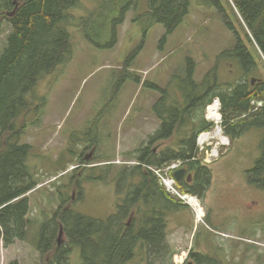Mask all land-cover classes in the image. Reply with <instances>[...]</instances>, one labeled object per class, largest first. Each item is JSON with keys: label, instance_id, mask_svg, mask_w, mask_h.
Listing matches in <instances>:
<instances>
[{"label": "rangeland", "instance_id": "374dc122", "mask_svg": "<svg viewBox=\"0 0 264 264\" xmlns=\"http://www.w3.org/2000/svg\"><path fill=\"white\" fill-rule=\"evenodd\" d=\"M100 2L83 0L71 11L75 20L68 29L72 34L73 57L38 87V96L45 98L46 104L35 105L20 141L34 147L27 165L39 181L38 187L28 194L29 219L33 221L30 238L27 242L16 241L8 249L0 241V264L41 263L33 241L41 224L58 210L62 193L72 198L77 213L96 219H107L114 214L130 180L125 187L122 182L123 188L118 190L113 175L121 167L136 165L131 161L132 154L161 127L153 111L156 102L163 98L164 91L174 93L179 81L171 83L175 77L187 75L189 58L197 64L194 78L201 83L214 67L217 56L234 45L233 34L221 17L212 9L199 7L197 0L192 1L190 14L182 25L165 41V28L150 20L146 0L133 4L116 31L105 18L110 15L108 11L101 12L97 18ZM229 9L228 18L244 38L237 18ZM84 20L89 28L95 29V42L81 28ZM104 21L107 25L100 30ZM5 27L0 34V56L10 33ZM254 54L258 67L248 76L236 63L222 61L218 68L222 82L235 83L246 77L249 81L264 82V61H257ZM204 114L207 120V109ZM185 126L179 127L180 134H185L188 129ZM222 133L228 144H222L217 133H213L211 137L215 140L205 145L209 147L206 152L201 150L197 139V148L204 153L202 162L213 172L207 195L201 200L196 197L202 219H198V213L186 200L167 190L185 206L181 211L168 212L167 216V241L179 264L188 263L191 249L216 256L224 264H264V189L252 184L247 174L262 155L264 130L252 128L234 141L223 130ZM181 138L176 135L153 148L179 149ZM211 154L216 158L207 161ZM83 159L86 164H80ZM98 159L104 165L96 166ZM107 165L113 170L111 175L107 174L108 180L90 179L100 177ZM167 168L160 170L163 178H171ZM72 176L80 183L78 187H74ZM161 182L163 186L162 179ZM228 184L236 187L234 193L228 190L226 194L227 199H235L232 205L224 200ZM201 234L209 237L200 239ZM57 239L67 243L63 228L59 227ZM70 259V264H84L78 248ZM148 261L141 247L127 264H148Z\"/></svg>", "mask_w": 264, "mask_h": 264}, {"label": "trees", "instance_id": "16d2710c", "mask_svg": "<svg viewBox=\"0 0 264 264\" xmlns=\"http://www.w3.org/2000/svg\"><path fill=\"white\" fill-rule=\"evenodd\" d=\"M82 1L0 0V34L5 26L10 29L0 56V241H3L5 249L16 241L27 242L30 238L33 221L29 219L28 194L38 187L39 181L27 165L34 147L20 144V141L29 126L28 117L35 105L43 107L46 104L45 98L38 96V87L73 57L72 34L68 28L75 20L71 11ZM138 1L101 0L97 18L101 12L108 11L110 15L105 18L110 20L116 31ZM192 1L146 0L150 20L165 28L163 41L190 14ZM197 3L199 7L214 10L221 17L233 34L234 45L217 56L214 67L201 83L194 78L197 64L189 58L187 75L175 77L171 83L174 85L178 80L177 89L174 93L164 91L163 98L156 102L153 111L161 127L132 154L131 161L136 165L121 167L113 175L118 190L130 180L114 214L107 219H96L77 213L73 210L72 198L60 194L58 210L41 224L33 241L41 257L40 264H70L75 248L80 250L84 264H127L141 247L148 264H179L167 241V216L168 212L181 211L185 206L181 199L172 197L164 189L156 171L181 161L183 167L188 166L195 172L196 181L192 185L178 182L177 189L200 200L207 195L212 186L213 172L202 162L204 153L197 148V139L202 133L215 129L204 114L215 99L221 103L223 122L220 126L231 141L252 128L264 130V82L256 79L253 85L252 80L246 77L235 83H223L218 75L222 61L236 63L246 76L258 67L254 52L257 61H264V0H197ZM228 9L237 18L244 38L228 18ZM13 12L15 14L10 16ZM105 25L104 21L100 30L105 29ZM81 28L85 36L95 42V29L89 28L85 20ZM186 124L191 125L192 130ZM183 126L188 129L185 134H180L178 129ZM176 135L182 136L179 149L153 148L160 141ZM261 150V157L247 174L252 184L264 189V138ZM98 161L96 166L105 163ZM80 164H86L84 159ZM111 168V165L103 167L100 177L90 179L108 180L113 171ZM173 173H170L172 177ZM72 183L74 187L80 184L73 176ZM127 220L131 223L127 224ZM59 227L67 236L65 244L57 239ZM10 264L21 263L12 261ZM197 264L224 262L208 255L200 257Z\"/></svg>", "mask_w": 264, "mask_h": 264}, {"label": "built area", "instance_id": "2783aa9c", "mask_svg": "<svg viewBox=\"0 0 264 264\" xmlns=\"http://www.w3.org/2000/svg\"><path fill=\"white\" fill-rule=\"evenodd\" d=\"M218 107V109L217 110H214L215 108H217ZM220 111H221V106H220V101L218 100V99H216V100H214V102L211 104V105H209L208 107H207V120L209 121V122H213V123H215L214 121V114L216 113V114H220ZM220 117H221V115H220ZM205 134H208V133H204V134H202L201 135V137L199 138V145L201 146V150L202 151H204L206 148H205V145H209L211 142H207V143H201V138L205 135ZM205 151H207V150H205ZM208 153V152H207ZM219 155H217V157H218ZM216 158V156L213 154H211V155H208L207 156V161L208 160H212V159H215ZM179 166L180 165H177V164H173V165H171V166H169L168 168H167V170L170 172V171H174V170H176L177 168H179ZM156 174H157V176L159 177V179L161 178L162 179V181H163V184L165 185V187H166V189L169 191V192H173L174 194H176L177 196H180V194H179V192L175 189V185H176V182H175V180H173V179H170V178H163L160 174H161V172L160 171H157L156 172ZM160 179V180H161ZM168 182H170V184L168 183Z\"/></svg>", "mask_w": 264, "mask_h": 264}, {"label": "flooded vegetation", "instance_id": "af4514ba", "mask_svg": "<svg viewBox=\"0 0 264 264\" xmlns=\"http://www.w3.org/2000/svg\"><path fill=\"white\" fill-rule=\"evenodd\" d=\"M94 150H95V148H93V152H94ZM90 155H92V154H90ZM184 168L187 170V173L185 174V177H184V179L181 182L186 183V184H191V185L194 184L195 181H196L195 172L194 171H190V169L188 168V166H186ZM190 175H191V180L188 179ZM228 190L229 191H233V193H234V191L236 190V187L235 186L230 187L229 184H228V185H226V188H225L224 200H226L225 201L226 203H229L230 202L231 205H232V203H233V201L235 199H227V195L226 194H227ZM130 223H131V220H129L127 222V224H130ZM206 237H209V236L208 235L201 234L200 239H204ZM200 239H199V241L202 242ZM205 256H206V254L204 252L197 251L195 249L194 250L191 249L190 252H189V255L187 257V260H186L188 262L187 264H197L198 259L200 257H205Z\"/></svg>", "mask_w": 264, "mask_h": 264}, {"label": "bare ground", "instance_id": "6f19581e", "mask_svg": "<svg viewBox=\"0 0 264 264\" xmlns=\"http://www.w3.org/2000/svg\"><path fill=\"white\" fill-rule=\"evenodd\" d=\"M217 108H215L214 110H217ZM214 122L215 124L217 125V127H215V130L213 133H217L220 141L222 142V144L224 145H227L228 144V139L226 137L223 136V133H222V129L220 127V124H221V117H220V114H214ZM213 133H208V134H205L202 138H201V143H207V142H211V140H215L213 137H211L213 135ZM170 184V182H168ZM184 199L188 202L189 205H191L194 209H196L198 212V219L201 220L202 219V216L200 214V211L202 212V208H201V205H200V202L199 200L196 198V197H192V196H185Z\"/></svg>", "mask_w": 264, "mask_h": 264}, {"label": "water", "instance_id": "95a60500", "mask_svg": "<svg viewBox=\"0 0 264 264\" xmlns=\"http://www.w3.org/2000/svg\"><path fill=\"white\" fill-rule=\"evenodd\" d=\"M15 12H16V10H15ZM15 12L11 13L10 16H13L15 14ZM255 82H256V79H252L253 85L255 84ZM186 173H187V170L185 168H181V169L175 171L174 172V178H175L176 182H181L184 179ZM188 179L191 180V175L189 176ZM61 235H62V231H60V236ZM59 243H61L60 239H59Z\"/></svg>", "mask_w": 264, "mask_h": 264}]
</instances>
